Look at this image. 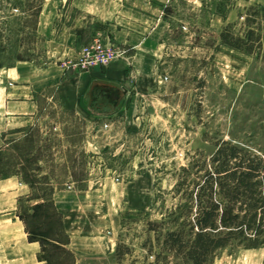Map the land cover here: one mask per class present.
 <instances>
[{
	"label": "rangeland",
	"instance_id": "obj_1",
	"mask_svg": "<svg viewBox=\"0 0 264 264\" xmlns=\"http://www.w3.org/2000/svg\"><path fill=\"white\" fill-rule=\"evenodd\" d=\"M64 1L0 0L1 67L17 57L46 66L44 36L36 33L42 8L45 23L55 19L58 41L81 31L85 45L97 38L122 52L112 63L129 64L130 52L104 17L92 33L91 18ZM158 1L166 30L157 60L146 72L128 66L125 96L119 93L114 102L115 90L100 91L92 103L89 90L82 108L70 111L48 88L39 96L34 126L0 152V176L32 183L20 214L36 233L58 231L47 203L54 191L57 213L71 223L67 249L76 264H151L144 246L152 236L148 224L166 222L178 207L174 187L183 168L207 162L223 141L264 158V62L219 40L226 26L242 35L244 15L250 7L264 12V0ZM143 2L134 0V7ZM79 54L68 63L75 66ZM56 55L53 50L50 57ZM42 200L45 207L34 213ZM45 249L51 264H71L61 252ZM213 264H264V250L225 249Z\"/></svg>",
	"mask_w": 264,
	"mask_h": 264
},
{
	"label": "trees",
	"instance_id": "obj_2",
	"mask_svg": "<svg viewBox=\"0 0 264 264\" xmlns=\"http://www.w3.org/2000/svg\"><path fill=\"white\" fill-rule=\"evenodd\" d=\"M243 19L244 33L236 36L226 26L219 34L220 43L264 62V12L250 7ZM16 61L24 59L17 57ZM102 86L88 88L92 103L97 92L115 90L111 85ZM181 173L184 177L174 187L178 207L166 222L165 219L159 224H148L152 236L147 237L144 246L153 260L151 264H213L216 254L225 249L264 250V158L223 141L217 144L207 162H195ZM23 182L32 189L31 182ZM53 194L51 190L47 203L58 219V233H36L21 214L20 218L26 225L29 241L40 246L39 262L51 264L53 258L46 255L47 246L76 264L73 253L67 249L69 237L53 203ZM45 202L35 205L33 212L43 209ZM166 225L171 228H165Z\"/></svg>",
	"mask_w": 264,
	"mask_h": 264
},
{
	"label": "crops",
	"instance_id": "obj_3",
	"mask_svg": "<svg viewBox=\"0 0 264 264\" xmlns=\"http://www.w3.org/2000/svg\"><path fill=\"white\" fill-rule=\"evenodd\" d=\"M64 3L91 18L92 33L97 28L95 22L104 17L101 22L114 27L118 42L127 48L126 52H130V62L119 61L102 69H76L68 60L84 47L82 32H68L64 42L58 41L55 19L45 23L46 19L41 17L42 8L36 33L44 36L46 66L38 67L27 60L16 61L8 67L0 66V152L15 143L25 128L34 126L38 99L46 89L54 88L62 107L75 111L82 108L84 94L90 85L94 89L103 84L104 87L111 85L115 90L123 91L125 96L126 89L122 83L128 74V66L132 72H146L155 65L166 30L162 16L164 8L158 0H144L139 8L134 7V0H68ZM53 50H58V58H54L56 62H52L54 59L50 57ZM29 194L30 188L18 176L0 178V264H43L38 261L40 246L29 241L26 225L20 218V202ZM56 204L55 201V207ZM63 223L69 230L68 246H71V223L69 220ZM98 248L104 250L103 244Z\"/></svg>",
	"mask_w": 264,
	"mask_h": 264
},
{
	"label": "built area",
	"instance_id": "obj_4",
	"mask_svg": "<svg viewBox=\"0 0 264 264\" xmlns=\"http://www.w3.org/2000/svg\"><path fill=\"white\" fill-rule=\"evenodd\" d=\"M121 54L122 52L113 46H105L95 38L80 49L79 62L75 66L81 69L106 68Z\"/></svg>",
	"mask_w": 264,
	"mask_h": 264
},
{
	"label": "water",
	"instance_id": "obj_5",
	"mask_svg": "<svg viewBox=\"0 0 264 264\" xmlns=\"http://www.w3.org/2000/svg\"><path fill=\"white\" fill-rule=\"evenodd\" d=\"M182 1L189 2V3H194V2H196L197 0H182ZM119 93L124 94L123 91H118V90H117V91H115L114 93L111 94L110 98H111L112 100H118V99L120 98V94H119Z\"/></svg>",
	"mask_w": 264,
	"mask_h": 264
}]
</instances>
